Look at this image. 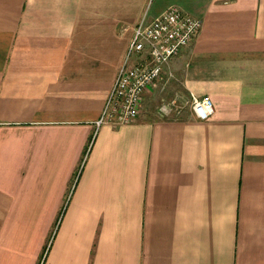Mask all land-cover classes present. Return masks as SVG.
<instances>
[{
	"label": "crops",
	"instance_id": "1",
	"mask_svg": "<svg viewBox=\"0 0 264 264\" xmlns=\"http://www.w3.org/2000/svg\"><path fill=\"white\" fill-rule=\"evenodd\" d=\"M169 7L200 33L98 126ZM0 264H264V0H0Z\"/></svg>",
	"mask_w": 264,
	"mask_h": 264
},
{
	"label": "built area",
	"instance_id": "2",
	"mask_svg": "<svg viewBox=\"0 0 264 264\" xmlns=\"http://www.w3.org/2000/svg\"><path fill=\"white\" fill-rule=\"evenodd\" d=\"M201 29V20L175 7L146 24L141 21L133 31L97 125L133 124L139 115L142 94L161 80L166 63L187 47ZM191 109L197 119L207 120L212 113L209 97H193Z\"/></svg>",
	"mask_w": 264,
	"mask_h": 264
},
{
	"label": "rangeland",
	"instance_id": "3",
	"mask_svg": "<svg viewBox=\"0 0 264 264\" xmlns=\"http://www.w3.org/2000/svg\"><path fill=\"white\" fill-rule=\"evenodd\" d=\"M144 19H145V18H144ZM144 19H143V20H144ZM141 20H142V19H141Z\"/></svg>",
	"mask_w": 264,
	"mask_h": 264
}]
</instances>
